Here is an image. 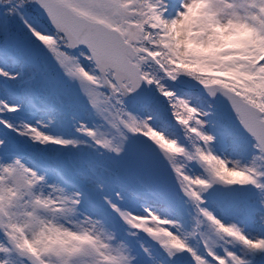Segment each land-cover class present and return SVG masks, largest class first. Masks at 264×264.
I'll use <instances>...</instances> for the list:
<instances>
[{"label": "snow or ice", "instance_id": "snow-or-ice-1", "mask_svg": "<svg viewBox=\"0 0 264 264\" xmlns=\"http://www.w3.org/2000/svg\"><path fill=\"white\" fill-rule=\"evenodd\" d=\"M0 264H264V0H0Z\"/></svg>", "mask_w": 264, "mask_h": 264}]
</instances>
